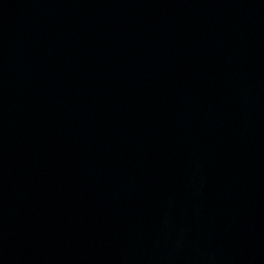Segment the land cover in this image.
I'll list each match as a JSON object with an SVG mask.
<instances>
[{
  "label": "water",
  "instance_id": "1",
  "mask_svg": "<svg viewBox=\"0 0 264 264\" xmlns=\"http://www.w3.org/2000/svg\"><path fill=\"white\" fill-rule=\"evenodd\" d=\"M0 264H264V0H0Z\"/></svg>",
  "mask_w": 264,
  "mask_h": 264
}]
</instances>
